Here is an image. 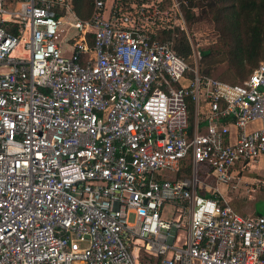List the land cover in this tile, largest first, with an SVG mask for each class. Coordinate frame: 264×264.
I'll return each instance as SVG.
<instances>
[{"label": "built area", "instance_id": "built-area-1", "mask_svg": "<svg viewBox=\"0 0 264 264\" xmlns=\"http://www.w3.org/2000/svg\"><path fill=\"white\" fill-rule=\"evenodd\" d=\"M186 2L94 0L83 19L1 0L0 264H264V214L200 176L264 155V58L243 82L202 73Z\"/></svg>", "mask_w": 264, "mask_h": 264}, {"label": "trees", "instance_id": "trees-1", "mask_svg": "<svg viewBox=\"0 0 264 264\" xmlns=\"http://www.w3.org/2000/svg\"><path fill=\"white\" fill-rule=\"evenodd\" d=\"M184 11L188 23L198 24L207 15L216 26L214 33L202 31L198 35L206 34L208 41L200 48L201 72L213 75L220 63H227V72L231 74V82H243L251 75L259 62L264 58V0H186ZM94 0H74V10L83 19L90 16ZM196 10V11H195ZM193 31V30H192ZM175 47L179 54L189 60L193 59L191 45L187 33L176 31ZM195 33V34H196ZM196 34V35H197ZM166 35L172 38L171 32ZM89 40L93 44V32H89ZM177 40V41H176ZM193 61V60H192ZM225 79L221 74L218 76ZM190 122H193L194 107L189 103ZM191 173V167L183 166L177 173L184 177ZM207 174L201 170L200 176ZM209 181L215 179L211 173Z\"/></svg>", "mask_w": 264, "mask_h": 264}, {"label": "crops", "instance_id": "crops-1", "mask_svg": "<svg viewBox=\"0 0 264 264\" xmlns=\"http://www.w3.org/2000/svg\"><path fill=\"white\" fill-rule=\"evenodd\" d=\"M66 48H69V47L66 46ZM259 126H260V122L255 121V122L250 123L247 126V129L251 130V129H255ZM236 132H237L236 127L231 126V133L229 134V141L230 142L235 141ZM262 156H264V155H262ZM261 161H262V159L259 158V159H257L256 162L259 163ZM256 162H254V163H256ZM254 163H252L251 165H253ZM251 165H248V166H251ZM248 166H245V167H243L242 165L235 166V168L233 170L234 176L229 181L218 182V183L215 181L214 184L208 180L209 174L211 173V170H208L207 168L204 167L201 170H203L207 175L205 176V178L201 177L204 180V187H201V191L205 195H209L210 194L209 190L217 187V195L220 197V199L224 203L229 204L233 209H235L240 214H243V215L264 214V213L257 212L255 209H253V201L258 200V199L264 200V197L260 195L262 193L261 192L262 189L259 188L260 189L259 190L258 188L255 187V182H256V181H254L255 177L251 178L250 176H244L245 175L244 170L250 168ZM251 168H258V164H254L253 166H251ZM261 170H264V168H261ZM176 176H177V174H176ZM230 181H233L234 183L230 185ZM238 182H240V183H238ZM241 184H244V185L242 186ZM245 184L249 185L250 188L247 189L248 186L245 187ZM240 185H241V187L246 188L247 194L244 193L245 191H242L243 195H241V193H239V191H240L239 186ZM208 188H209V190H208ZM255 192H258V195H256ZM253 193H255V195ZM230 201H231V203H230ZM245 205H249L250 208L248 207L245 210ZM154 262H155V260H151L150 262L142 263V264H154Z\"/></svg>", "mask_w": 264, "mask_h": 264}, {"label": "rangeland", "instance_id": "rangeland-1", "mask_svg": "<svg viewBox=\"0 0 264 264\" xmlns=\"http://www.w3.org/2000/svg\"><path fill=\"white\" fill-rule=\"evenodd\" d=\"M65 18L69 19L70 18V14L67 13L65 15ZM200 27H201L202 31H207V33H211L212 34V33H214L216 31V26L214 25V23L211 21V19L207 15H204L203 18L201 19V22L198 23V24H191L190 25L188 23V20H187V25H186L187 32L189 33V35L193 39L195 45L199 44L200 48H201L202 46L204 47L206 45V43L208 41V38L205 37L207 33L206 34L203 33L202 35H198L197 34L198 31L200 30ZM177 36L179 37L178 34H177ZM177 36H176V38L178 39ZM192 60H191V58H189V61H192ZM221 74L225 78L224 80H226V81H228V80L234 81L233 77L231 76V74H229V72H227V63H224V62L220 63L218 68L215 71H213V75L212 76H214L216 78H219L218 76H220ZM219 79H221V78H219ZM229 82H231V81H229ZM259 158L262 159V161L259 162V163L258 162L254 163V164H258V168H251V166H253L254 164L251 165V166H248L250 168L244 170L245 171L244 172V174H245L244 176H250L251 178L255 177V180H254V181H256L255 182V187L258 188V189L259 188L262 189L261 190L262 193L260 195L264 197V170H261V168H264V156H260ZM233 183H234L233 181H230V185L233 184ZM238 183H240V182H238ZM241 185L243 186L244 184H241ZM241 185L239 186V189H240L239 193H241V195H243L242 191H245L244 193H246L247 190H246V188L241 187ZM245 187H247V189L250 188V186L246 185V184H245ZM255 193H256V195H258V192H255ZM255 193H253V194L255 195ZM230 203H231V201H230ZM248 207L250 208L249 205H245V210ZM169 209H170V207L168 206V208L165 211V215L169 214L168 213ZM253 209H255L257 212L264 213V200L263 199H258V200L253 201Z\"/></svg>", "mask_w": 264, "mask_h": 264}, {"label": "water", "instance_id": "water-1", "mask_svg": "<svg viewBox=\"0 0 264 264\" xmlns=\"http://www.w3.org/2000/svg\"><path fill=\"white\" fill-rule=\"evenodd\" d=\"M0 3H1V0H0ZM0 24H1V16H0Z\"/></svg>", "mask_w": 264, "mask_h": 264}]
</instances>
